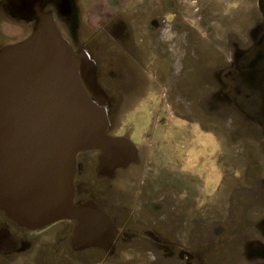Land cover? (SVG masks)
Here are the masks:
<instances>
[{"label":"rangeland","instance_id":"obj_1","mask_svg":"<svg viewBox=\"0 0 264 264\" xmlns=\"http://www.w3.org/2000/svg\"><path fill=\"white\" fill-rule=\"evenodd\" d=\"M43 15L129 157L76 155L67 222L15 230L0 210L21 243L0 264H264L260 0H0V52ZM93 204L110 239L82 253L70 225Z\"/></svg>","mask_w":264,"mask_h":264},{"label":"water","instance_id":"obj_2","mask_svg":"<svg viewBox=\"0 0 264 264\" xmlns=\"http://www.w3.org/2000/svg\"><path fill=\"white\" fill-rule=\"evenodd\" d=\"M260 8L264 17V0ZM77 64L46 15L28 39L0 52V210L20 224L74 218L80 151L100 150L117 166L127 160L128 141L106 134ZM254 85L264 94V68Z\"/></svg>","mask_w":264,"mask_h":264},{"label":"flooded vegetation","instance_id":"obj_3","mask_svg":"<svg viewBox=\"0 0 264 264\" xmlns=\"http://www.w3.org/2000/svg\"><path fill=\"white\" fill-rule=\"evenodd\" d=\"M79 155L80 156L84 155V158L82 157V161L84 163H86L87 158L89 157L94 158L95 156H97L98 158H100L101 156L100 153H95L90 151L80 152L77 155V158ZM127 157L129 156H125L124 158L126 159ZM77 158L76 161L78 163ZM104 162L105 165H103V170L107 175L112 174L113 170L111 168L113 162L112 163L110 162L108 163L107 161ZM89 208L90 210L88 211V213L85 212L83 214V218H81L79 221L76 220V223L73 222V224H71L70 226H72L71 232L74 233L75 245L79 248V250L82 253L90 252L93 254L94 252L92 249L93 247H95L94 244H100L101 245L100 247L102 249L104 250L107 249L106 246L108 244V240L110 239L109 234H111L110 233L111 229L109 223L106 222V220L102 216H100V214H98L97 212L99 211L105 214L104 210L100 206L94 205ZM3 221L6 223L9 220L5 218L3 219ZM63 222H67V220L65 219L59 220L57 222L50 224V226H54ZM10 224L13 225L15 230L16 229L18 230L21 229L22 231L31 230V228L27 226H23L14 220H12V222L10 221ZM98 226H101L100 227L101 229H99ZM4 229L6 228L4 227ZM97 229L99 231L102 230V232L97 233L98 231ZM15 236L16 235L12 234L11 231L9 230L8 233H3L2 231L0 232V261L7 260V262H9L12 256L18 255L16 253L19 252L21 243L19 242V245L17 244V238Z\"/></svg>","mask_w":264,"mask_h":264},{"label":"bare ground","instance_id":"obj_4","mask_svg":"<svg viewBox=\"0 0 264 264\" xmlns=\"http://www.w3.org/2000/svg\"><path fill=\"white\" fill-rule=\"evenodd\" d=\"M98 227H99V229H101V228H100L101 226H98ZM97 230H98V229H97ZM99 232H102V230H100V231L98 230V231H97V233H99Z\"/></svg>","mask_w":264,"mask_h":264}]
</instances>
